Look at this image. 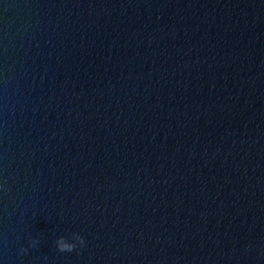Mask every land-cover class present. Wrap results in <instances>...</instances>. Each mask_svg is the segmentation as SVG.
<instances>
[{"label": "water", "instance_id": "water-1", "mask_svg": "<svg viewBox=\"0 0 264 264\" xmlns=\"http://www.w3.org/2000/svg\"><path fill=\"white\" fill-rule=\"evenodd\" d=\"M0 186V264H264V0H0Z\"/></svg>", "mask_w": 264, "mask_h": 264}, {"label": "clouds", "instance_id": "clouds-1", "mask_svg": "<svg viewBox=\"0 0 264 264\" xmlns=\"http://www.w3.org/2000/svg\"><path fill=\"white\" fill-rule=\"evenodd\" d=\"M0 187H2V186H0ZM76 235H77V239L79 241V245H84L85 244L84 238L82 236H80L79 234H76ZM33 246H35V243L33 244ZM57 247H58V250L60 252H72L73 250L76 249L77 244L66 243L64 238L61 237V239L59 241H57ZM21 252L26 253L27 249H21Z\"/></svg>", "mask_w": 264, "mask_h": 264}]
</instances>
